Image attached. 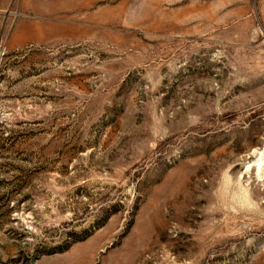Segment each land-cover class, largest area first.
<instances>
[{
    "label": "rangeland",
    "instance_id": "374dc122",
    "mask_svg": "<svg viewBox=\"0 0 264 264\" xmlns=\"http://www.w3.org/2000/svg\"><path fill=\"white\" fill-rule=\"evenodd\" d=\"M261 150L264 0H0V264H264Z\"/></svg>",
    "mask_w": 264,
    "mask_h": 264
},
{
    "label": "bare ground",
    "instance_id": "6f19581e",
    "mask_svg": "<svg viewBox=\"0 0 264 264\" xmlns=\"http://www.w3.org/2000/svg\"><path fill=\"white\" fill-rule=\"evenodd\" d=\"M253 167L257 177H264V150L255 152V160L247 165V168ZM260 180V179H259ZM264 179H261L262 181Z\"/></svg>",
    "mask_w": 264,
    "mask_h": 264
}]
</instances>
